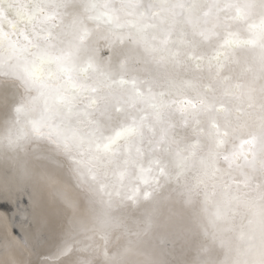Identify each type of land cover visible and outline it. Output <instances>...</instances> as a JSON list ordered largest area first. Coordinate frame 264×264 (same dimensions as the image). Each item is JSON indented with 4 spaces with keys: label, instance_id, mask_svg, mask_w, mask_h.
I'll return each mask as SVG.
<instances>
[{
    "label": "snow or ice",
    "instance_id": "snow-or-ice-1",
    "mask_svg": "<svg viewBox=\"0 0 264 264\" xmlns=\"http://www.w3.org/2000/svg\"><path fill=\"white\" fill-rule=\"evenodd\" d=\"M0 264H264V0H0Z\"/></svg>",
    "mask_w": 264,
    "mask_h": 264
},
{
    "label": "bare ground",
    "instance_id": "bare-ground-1",
    "mask_svg": "<svg viewBox=\"0 0 264 264\" xmlns=\"http://www.w3.org/2000/svg\"><path fill=\"white\" fill-rule=\"evenodd\" d=\"M44 200L46 201V203L49 205L50 209L54 212L55 208H56V203L55 201L52 199L51 195L47 192L42 193ZM27 202H28V197H27ZM33 231V236L35 237L36 235H38V233H36L35 229L32 230ZM16 233L18 234V230L16 231Z\"/></svg>",
    "mask_w": 264,
    "mask_h": 264
},
{
    "label": "water",
    "instance_id": "water-1",
    "mask_svg": "<svg viewBox=\"0 0 264 264\" xmlns=\"http://www.w3.org/2000/svg\"><path fill=\"white\" fill-rule=\"evenodd\" d=\"M23 203L27 204V195L23 196ZM17 231V230H15Z\"/></svg>",
    "mask_w": 264,
    "mask_h": 264
}]
</instances>
